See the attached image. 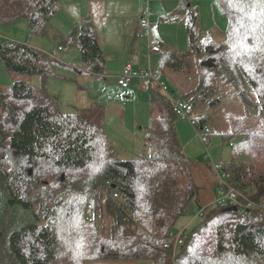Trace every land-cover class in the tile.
<instances>
[{
	"label": "trees",
	"instance_id": "1",
	"mask_svg": "<svg viewBox=\"0 0 264 264\" xmlns=\"http://www.w3.org/2000/svg\"><path fill=\"white\" fill-rule=\"evenodd\" d=\"M177 1L176 11L187 15L189 49L176 53L160 44L159 74H196L197 85L179 100L193 106L191 121L199 134L208 130L206 143L214 129L209 115H195L196 100L216 108L221 81L238 92L244 113L221 133L233 153L215 170L249 199L264 201V0H212L228 20L225 41L201 29L196 2L203 0ZM60 9V0H0V25L26 20L29 38L44 37ZM60 43L76 44L82 66L104 74L91 21ZM0 59L15 76L8 89L0 88V264H264V209L235 212L229 205L205 209L174 256L169 240L199 188L194 161L179 139L180 117L161 92L154 99L164 103L165 113L151 117L145 128L144 153L122 160L99 125L78 111L63 112L49 93L47 81L62 65L58 60L1 37ZM35 75L42 79L39 85L19 78ZM105 216L107 234L97 224Z\"/></svg>",
	"mask_w": 264,
	"mask_h": 264
},
{
	"label": "rangeland",
	"instance_id": "2",
	"mask_svg": "<svg viewBox=\"0 0 264 264\" xmlns=\"http://www.w3.org/2000/svg\"><path fill=\"white\" fill-rule=\"evenodd\" d=\"M76 1V0H74ZM141 4L143 2L144 7L148 6L147 1H149V8L151 14L154 16L151 19V38L153 42H157V40H161V37L164 38L173 45H177L181 51L189 49V37L186 31V23H187V15L184 12H180V16L176 19L174 17L177 11L172 12V10L178 7L177 0H139ZM75 5L70 6V11H78L80 8L82 9L83 6L80 3L75 2ZM82 4V3H81ZM151 4V6H150ZM196 6L199 7V13L201 17V29L203 30L204 34L208 36L209 34L215 35V31L217 34H221L225 36L228 24L226 17L220 12L218 7L216 6L215 2L212 0H203L196 2ZM215 9V10H214ZM65 14V13H64ZM64 14H57V21L62 22L61 17ZM2 27H6V30L13 29V25H2ZM213 27H216V30H213ZM16 34H18L19 39L21 40H30L29 32L26 34V37H22L24 34L22 31L17 30ZM148 39L147 34L145 35ZM47 37V36H46ZM36 39H42V37H35ZM46 39V38H45ZM69 50L71 46L66 47ZM65 49H62V53ZM63 54V53H62ZM153 55L158 56L159 54L153 53ZM59 58V55H58ZM59 60V59H58ZM55 71L57 73L56 76H52L49 79L48 83V91L50 94L55 95L58 97L62 104V111L65 113H71L73 111H77V108L81 107L82 103L80 100L86 99L82 94H86L89 91L92 95L97 98L103 97V101L106 100L104 94L106 92V87H101V82L97 81L92 83H84V80L77 81V75H74L73 82H64L63 78H65L61 72H66V69L63 64L61 66H56ZM133 73L138 74L136 71L132 69ZM75 73V72H74ZM125 72H123L124 74ZM76 74V73H75ZM191 75V74H190ZM19 78L31 81L35 85H39L42 82L40 76H20ZM67 78V77H66ZM137 78V77H136ZM135 79V78H134ZM133 79V80H134ZM183 79L184 83L182 85L186 89L184 96L190 93L192 89L197 85L198 78L196 74L188 76V75H181V80ZM15 76L10 73L4 66L3 62L0 59V88L1 89H8L10 85L14 82ZM92 82V81H91ZM132 82V81H131ZM106 84V83H104ZM220 88L218 94L215 96L216 98H220V103L216 108L207 109L205 105H200L199 101L196 100L197 106L195 110V115H202L207 114L210 117V125L214 129L213 135H211L210 139H208L207 143L204 142L202 136L196 130L195 126L193 125L190 118H183L180 117L177 120L176 127L179 135V139L182 143V146L185 150V154L194 161L192 166L193 176L195 182L199 189V202L203 206L202 209L196 207V205L191 206L189 212L179 218L175 225L174 235H172L171 240H169V244H173V253L174 256H179L186 245V232H190L194 229L201 221H202V212L207 209L210 204V200H213V205L216 204V194H209V188L205 185H202L200 181V173H199V162L203 163H210L212 164L210 170L212 171L214 177L212 176L213 182L215 183L216 187L218 188L221 182V177L223 174L221 170L216 171L215 165L221 163L223 161L231 159L233 153V147L230 143H226L223 141L221 133L228 131L231 122L235 121L239 122L237 116L244 113V106L238 96V92L230 85L223 81L219 82ZM84 87L83 89L81 87ZM171 89V87H170ZM102 95V96H101ZM114 96H120V102H126L125 100V93L120 91L118 94ZM178 99V96H175ZM79 103L78 107L76 108L75 104ZM127 106V124L124 128L115 127L109 125H104L106 127V133L110 135V138L115 142L116 150L118 151L119 158L122 160H128L133 158L140 157L145 150V135L146 130L145 128L148 127L150 123V107L147 103L142 102L141 99L137 97H132L126 103ZM159 107V108H158ZM157 113L154 116H160L158 113V109H163L162 106L158 105ZM82 117L89 119L91 118L84 114H80ZM129 124V125H128ZM128 126V127H127ZM210 128V127H209ZM180 129V130H179ZM190 154V155H189ZM214 160L217 162H214ZM242 161V158L239 159ZM197 174V178H196ZM62 177L65 178L63 175ZM215 178V179H214ZM255 202V201H254ZM264 203V201L256 202ZM212 206V205H211ZM259 208V207H258ZM254 210V209H252ZM98 228L100 232L103 234H107L106 229L109 228L110 221L107 222V217H103L97 220ZM105 229V231H104ZM88 264H151L148 261H133V260H96L91 261Z\"/></svg>",
	"mask_w": 264,
	"mask_h": 264
},
{
	"label": "crops",
	"instance_id": "3",
	"mask_svg": "<svg viewBox=\"0 0 264 264\" xmlns=\"http://www.w3.org/2000/svg\"><path fill=\"white\" fill-rule=\"evenodd\" d=\"M75 2L80 3L83 8H80L78 11H70V6L75 5ZM147 4L148 6L144 7L145 5H143V2L141 4L139 0H60L61 9L58 13H65L63 17H61L63 23L57 21V13L50 22L47 37L44 36L42 39L34 38L31 43L30 40L19 39L18 37L21 36L16 34L17 30L24 33L22 35L24 38L29 32L28 22L26 20L17 22L13 25L14 27L11 30H6V27L0 25V37L17 43H29L30 46L48 53L59 51V48L65 49L62 52L63 54L59 53L61 51L58 52V61L68 69L65 70L66 72L64 73L61 72L65 77L63 78L64 82H73L74 75H77V81L84 80V83L92 84L93 82L96 84V82L99 81L102 83V85H100L101 87H106V92L104 94V97H106L105 101H103V97L98 96L95 98L89 91L86 94H82L86 99L80 100L82 103L80 108L78 107L79 103L75 104V107H78L77 111L91 118L92 122L99 125L104 132L106 131L104 125H109L111 126L110 128L113 126H121L124 128L129 118L127 117L126 103L134 96L141 99L142 102L147 103L150 107V119L157 113L156 109L158 105L163 107V109H158V113L164 114L166 108L164 103L160 102L158 98L156 100L154 99V93L160 92L155 85H145L141 78H135L130 83L129 88L124 89L119 85L118 76L122 75L127 69H133L138 74L148 70L159 74L161 70V55H153L150 50L151 44H161L164 50L167 49L168 51L176 53L187 51V49L181 51L177 45L170 44L164 36L155 43L152 41V34L150 35L151 30L147 32L140 29L141 19L147 12L149 13L150 23L152 25L151 19H153L154 16L151 14L149 1H147ZM177 8L172 10V12H175ZM172 14H175L174 17H176V19L180 16L178 12ZM87 20L91 21L96 27L97 37L105 58V71L101 76L91 74L82 66L80 53L76 44L72 45L69 50L66 48L68 46L60 43V37L68 36L75 27L82 25ZM214 29L216 30V27H213V30ZM214 33L215 35L213 36L218 41L226 40V34L223 36L217 34L216 31ZM146 34L148 39L145 36ZM160 76L169 84L174 96L177 95L178 99L183 96L186 89L182 85V83H185L183 79L181 80L180 75L170 70H165V73ZM48 83L49 80L47 81V86ZM81 88L83 89L84 87ZM120 91L126 95L125 100L127 101L125 103L120 102V96H114ZM52 96L61 104L57 96ZM105 134L115 146V142L110 138V135L106 132ZM229 160L230 158L226 161ZM214 162L216 161L214 160ZM198 164V166H201L199 167V173L202 185L206 184L209 188V194H217V187L212 179L214 175L210 170L212 164L209 162L206 164L199 162ZM199 201L198 195L193 204V207L196 205L198 210L203 207ZM207 203L210 204V206L213 205L214 198Z\"/></svg>",
	"mask_w": 264,
	"mask_h": 264
},
{
	"label": "built area",
	"instance_id": "4",
	"mask_svg": "<svg viewBox=\"0 0 264 264\" xmlns=\"http://www.w3.org/2000/svg\"><path fill=\"white\" fill-rule=\"evenodd\" d=\"M150 17L149 13H145L141 19L140 22V29L142 31H149L150 30ZM10 43L14 41L8 40ZM63 48H59V51H62ZM150 50L152 53L155 54H162L163 49L159 45L151 44ZM54 51L48 53L53 59L58 60V52ZM141 78L145 85H155L159 91L166 97L169 101H171L174 105L175 111L179 115V117L183 118H190L193 113V106L187 102L180 101L179 99H176L174 94L172 93L169 84L162 79L160 74L157 72H153L151 70L145 71L141 74H135L131 69H127L124 74L118 76V82L119 85L124 88L128 89L130 86L131 81L134 78ZM205 132H208L206 130ZM204 132V133H205ZM203 134H200L206 142V138ZM216 169L218 170V167L216 166ZM216 204L218 205H229L231 207L235 206L238 207L241 211H250L252 209H264V203H258L256 204V201L249 199L244 194H242L240 191H238L236 188H234L229 183V176L223 175L221 177V182L219 187L217 188V194H216Z\"/></svg>",
	"mask_w": 264,
	"mask_h": 264
},
{
	"label": "water",
	"instance_id": "5",
	"mask_svg": "<svg viewBox=\"0 0 264 264\" xmlns=\"http://www.w3.org/2000/svg\"><path fill=\"white\" fill-rule=\"evenodd\" d=\"M62 179H64V177H62ZM238 210H239L238 207H235V206L228 208V211H235V212H237Z\"/></svg>",
	"mask_w": 264,
	"mask_h": 264
}]
</instances>
